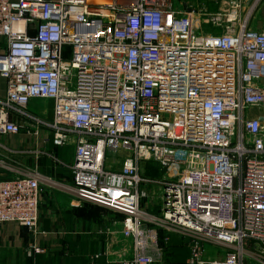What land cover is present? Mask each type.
<instances>
[{
	"label": "built area",
	"instance_id": "2783aa9c",
	"mask_svg": "<svg viewBox=\"0 0 264 264\" xmlns=\"http://www.w3.org/2000/svg\"><path fill=\"white\" fill-rule=\"evenodd\" d=\"M258 1L232 0L211 16L227 29L203 33L172 0H0V135L25 115L34 133L52 128L54 146L74 145L70 185L35 170L0 180V227L38 234L41 184H58L120 214L131 241L120 264H163L158 229L191 237L177 264H264V114L249 115L264 111V28L249 27ZM33 99L52 101L50 122L25 112ZM117 152L128 155L108 169ZM143 160L167 185L142 174ZM151 183L163 188L159 218L141 205ZM202 242L226 252L208 259Z\"/></svg>",
	"mask_w": 264,
	"mask_h": 264
},
{
	"label": "rangeland",
	"instance_id": "374dc122",
	"mask_svg": "<svg viewBox=\"0 0 264 264\" xmlns=\"http://www.w3.org/2000/svg\"><path fill=\"white\" fill-rule=\"evenodd\" d=\"M172 1L175 7L182 10H191L193 12L194 18H196L197 23L200 24L198 28L199 30L197 31L203 33H219L227 29L226 21H222L221 25H217L219 22L217 20H213L211 16L218 12L225 15L230 14L232 10V0ZM250 1L251 0H249V2ZM247 10V7L238 10L237 15L239 16L237 18L242 20L246 15ZM223 20H226V17ZM228 26L230 29L235 27L234 25ZM249 27L257 30H262L264 28V0H259L257 6L251 13L249 17ZM255 114H264V111L253 110V112L249 113V115ZM33 136L31 137L34 139L38 137L37 135ZM1 154L2 152H0V158L3 159L4 157ZM127 155L128 154L124 152H117L108 156L106 167L111 170H118L122 165L124 157ZM11 158H14V160L17 162H12L13 165L17 167V170H14L12 173L0 174V179L14 175H24L30 171L38 170L51 176L58 183H62L63 181L62 184H68L70 182V175L63 170L56 168V165H51L52 170L50 171L39 167L36 168L34 166L35 161L33 159L30 161L28 158V163L30 165L23 166L18 163V157ZM5 161L6 160L3 159L1 162L5 163ZM141 171L143 175L154 180L166 178L164 169L162 170L160 166L152 160L141 161ZM162 192V185L160 186L151 183L149 186L150 196L141 203L142 207L147 211V213L157 218H159L161 215ZM40 194V207L43 198V202L45 200L44 206H52L53 209H56L57 207V211H64V213H67L63 227H65L67 230V238H69V242L71 245H73L75 252H80L76 260L82 261L83 264H120L121 260L129 255L131 241L122 236L120 214L97 204L86 201L78 202L75 197L62 191L61 186L58 184H53L51 186L41 184ZM54 195L59 197L57 200L58 205H52L53 203H49ZM151 227L159 228L155 224H151ZM157 232H159L163 238L167 236L169 241L168 246L166 248L164 246L162 250L163 264H177L172 263V259L177 253H179L180 250H185L189 254L188 242L191 239L189 235L160 229H158ZM201 244L203 251L205 252V257L208 259L222 258L226 252L224 247L218 245H213L208 242H202ZM245 247L249 251H252L254 248L257 249V246L254 243H246ZM94 254H96V256ZM185 260L186 259H184V261Z\"/></svg>",
	"mask_w": 264,
	"mask_h": 264
},
{
	"label": "crops",
	"instance_id": "0c3cea01",
	"mask_svg": "<svg viewBox=\"0 0 264 264\" xmlns=\"http://www.w3.org/2000/svg\"><path fill=\"white\" fill-rule=\"evenodd\" d=\"M3 48V38H0V51ZM5 93L6 79L0 75V99L4 98ZM25 112L30 116L39 118L48 123L52 119V101L49 99L31 100L25 107ZM18 120L23 124V128L19 133L0 135V152H2L1 155H3V159L6 160L5 163H2L1 161H3V159L0 158V174L12 173L14 170H17V167L12 163L16 161L11 157H18V163L23 166L30 165L28 163L29 158L30 161L31 159L35 161L34 166L36 168L39 167L51 171V165H56V168L70 175V182L65 184L70 185L72 183L70 170L62 163L70 164L72 162L74 155L73 144L66 143L62 146H54L52 143L53 130L51 127L40 124L37 132L34 133L31 125L34 123L32 117L19 115ZM33 135H37L38 137L34 139L31 137ZM34 149L41 151L38 157L34 156ZM48 153L54 155L59 162L54 160L53 156H50ZM36 171L43 176L46 175L51 177L46 173H42L38 170ZM62 191L68 193L63 189ZM68 194L72 195L71 193ZM58 199L59 197L54 195L49 203L58 205ZM77 200L78 202L82 201L79 199ZM44 202L42 198L38 224L40 232L38 234L32 233L28 228L15 222H6L1 225L0 264H83L82 261L76 260L80 252H75L73 245L70 244L69 238H67V230L63 227L67 213H64V211H57V207L53 209L52 206H44ZM33 244L45 246L46 252L41 254H30L28 251ZM94 255L96 256V254Z\"/></svg>",
	"mask_w": 264,
	"mask_h": 264
},
{
	"label": "trees",
	"instance_id": "16d2710c",
	"mask_svg": "<svg viewBox=\"0 0 264 264\" xmlns=\"http://www.w3.org/2000/svg\"><path fill=\"white\" fill-rule=\"evenodd\" d=\"M52 152V151H51ZM15 176V175H14ZM11 177H13V176H11ZM5 178H9V177H5ZM158 239H159V243L161 244V246L162 247H164L165 246V248L168 246V243H169V241H167V242H164V240H163V237H161V235L159 234V232H158ZM177 246V245H176ZM181 251V250H180ZM179 251V253H177L175 256H174V260L172 259V263H184V259H186L187 258V255H188V253H187V251H185V250H183V251H181L180 252Z\"/></svg>",
	"mask_w": 264,
	"mask_h": 264
},
{
	"label": "water",
	"instance_id": "95a60500",
	"mask_svg": "<svg viewBox=\"0 0 264 264\" xmlns=\"http://www.w3.org/2000/svg\"><path fill=\"white\" fill-rule=\"evenodd\" d=\"M164 182H165V185H167V181L165 180V178H164Z\"/></svg>",
	"mask_w": 264,
	"mask_h": 264
}]
</instances>
